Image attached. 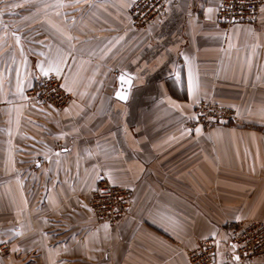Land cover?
I'll return each instance as SVG.
<instances>
[{"label": "crops", "instance_id": "0c3cea01", "mask_svg": "<svg viewBox=\"0 0 264 264\" xmlns=\"http://www.w3.org/2000/svg\"><path fill=\"white\" fill-rule=\"evenodd\" d=\"M137 1L0 0V264H191L207 240L238 262L233 227L264 222V5L226 27L220 0H169L137 30ZM60 61L68 108L28 103ZM202 102L238 119L191 129ZM102 176L133 192L114 225Z\"/></svg>", "mask_w": 264, "mask_h": 264}, {"label": "built area", "instance_id": "2783aa9c", "mask_svg": "<svg viewBox=\"0 0 264 264\" xmlns=\"http://www.w3.org/2000/svg\"><path fill=\"white\" fill-rule=\"evenodd\" d=\"M168 2L169 0H138L130 8L131 26L137 30L148 29L166 13ZM263 5V0H220L218 21L226 27L255 22ZM27 101L64 110L70 105L72 96L64 90L61 79L49 76L27 93ZM194 114L196 122L194 126H190L191 129L196 126L230 124L238 119L234 109L216 106L210 102L198 104L194 108ZM132 197L131 189L114 186L102 176L90 196L89 206L99 221L114 225L129 215ZM231 237L239 260L222 264H256L264 257V222L235 226ZM216 252L215 240H207L190 251L188 256L191 264H215Z\"/></svg>", "mask_w": 264, "mask_h": 264}, {"label": "snow or ice", "instance_id": "6c2138e0", "mask_svg": "<svg viewBox=\"0 0 264 264\" xmlns=\"http://www.w3.org/2000/svg\"><path fill=\"white\" fill-rule=\"evenodd\" d=\"M211 11L212 10L209 9V12H211ZM69 39H71V37H69ZM60 63H62V61L57 62V63H52L47 68L43 64H41L40 65V70H41V72L43 73V75L45 77H47L49 75V73H53V72L56 73L57 76H59L60 71H61ZM120 79L122 81V84H127L129 86L131 85V81L130 80H125L123 76ZM22 90L23 89L21 88L20 91H22ZM189 90L190 91L192 90V82H191V80L189 81ZM116 94L122 100H127V98H128L126 94H124V93H122L120 91H118ZM236 259H239V257H236Z\"/></svg>", "mask_w": 264, "mask_h": 264}]
</instances>
